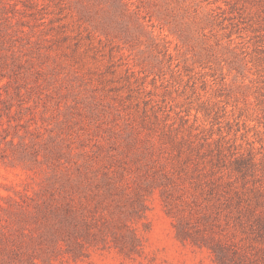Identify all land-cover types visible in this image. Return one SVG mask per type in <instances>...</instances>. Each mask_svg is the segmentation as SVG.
Segmentation results:
<instances>
[{
    "label": "rangeland",
    "instance_id": "1",
    "mask_svg": "<svg viewBox=\"0 0 264 264\" xmlns=\"http://www.w3.org/2000/svg\"><path fill=\"white\" fill-rule=\"evenodd\" d=\"M6 2L0 198L67 190L115 224L55 264H215L186 231L260 248L264 0Z\"/></svg>",
    "mask_w": 264,
    "mask_h": 264
},
{
    "label": "trees",
    "instance_id": "2",
    "mask_svg": "<svg viewBox=\"0 0 264 264\" xmlns=\"http://www.w3.org/2000/svg\"><path fill=\"white\" fill-rule=\"evenodd\" d=\"M116 1L127 8L131 0ZM0 5L6 8L9 3L0 0ZM86 179L79 180L78 184L90 186L92 183H85ZM68 184L73 186L71 182ZM102 187L108 194L116 189L110 179ZM94 219L86 195H75L74 198L67 190L52 189L19 198L1 197L0 264H55L64 254L70 255L72 260L84 257L90 246L106 244L108 237L115 236V224L108 222L92 232ZM129 232L131 243L128 251H131L139 243V237L135 228ZM177 235L184 239L187 237L198 247L205 246L215 264H264V216L260 217L254 236L259 249L237 247L212 235L193 238L188 231L177 232Z\"/></svg>",
    "mask_w": 264,
    "mask_h": 264
}]
</instances>
